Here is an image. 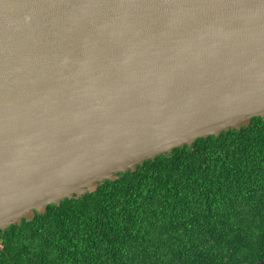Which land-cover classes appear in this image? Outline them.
I'll list each match as a JSON object with an SVG mask.
<instances>
[{
	"label": "water",
	"instance_id": "95a60500",
	"mask_svg": "<svg viewBox=\"0 0 264 264\" xmlns=\"http://www.w3.org/2000/svg\"><path fill=\"white\" fill-rule=\"evenodd\" d=\"M253 118L264 0H0V231Z\"/></svg>",
	"mask_w": 264,
	"mask_h": 264
},
{
	"label": "trees",
	"instance_id": "16d2710c",
	"mask_svg": "<svg viewBox=\"0 0 264 264\" xmlns=\"http://www.w3.org/2000/svg\"><path fill=\"white\" fill-rule=\"evenodd\" d=\"M0 264L264 262V119L0 231Z\"/></svg>",
	"mask_w": 264,
	"mask_h": 264
}]
</instances>
